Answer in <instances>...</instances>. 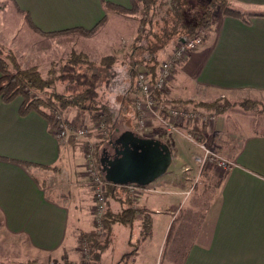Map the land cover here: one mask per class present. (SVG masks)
Returning a JSON list of instances; mask_svg holds the SVG:
<instances>
[{"label": "crops", "instance_id": "crops-1", "mask_svg": "<svg viewBox=\"0 0 264 264\" xmlns=\"http://www.w3.org/2000/svg\"><path fill=\"white\" fill-rule=\"evenodd\" d=\"M10 2L17 14L22 17V13L27 12L38 31L44 33L76 26L88 29L104 19L91 35L86 36L89 39L99 38L95 50L101 51V59L106 56L105 52L116 50L113 45L110 46L109 36L102 37L105 24L114 16L131 17L135 21L131 15L105 7L108 2L129 8L130 0ZM230 2L242 13L248 14L246 20L217 10L212 12L210 28L201 44L172 73L165 90L169 99L177 100L171 105L188 108L181 101L201 102L222 97L233 101L256 99L264 106V0ZM189 3L194 4L193 0ZM135 33L136 29L127 40V47ZM80 36L74 31L42 35L60 42L67 39L70 49L87 55V51L82 49L76 51ZM36 39L33 36L28 46V56L32 52L29 48L34 47ZM7 40H16L13 31ZM0 42L17 55L13 44L1 39ZM21 103L20 96L9 102L0 98V261L6 259L11 264L10 261L42 260L54 255L68 256L75 262L78 259L79 232L92 231L94 227L92 188L84 171V141L73 136L67 141L59 140L52 133L50 122L40 113L29 110L21 114ZM215 115L214 123L201 126L194 122L189 128H182L190 133L195 129L196 136L227 154L235 165L223 173L222 179L216 173H202V179L218 180V183L210 186L212 195L200 213L183 263L264 264V110L258 112L234 106ZM93 122L86 123L84 120L83 123L90 131L95 126ZM176 133L186 138L185 133ZM89 136L94 138L93 134H89L85 140L92 142ZM147 138L158 139L157 134ZM113 141L110 140L111 143ZM170 151L172 164L174 154L171 147ZM199 155V151L187 153L193 164H184L178 178L167 177V185L143 186L145 199L142 205L151 215L152 231L154 222H159V218L154 219L150 208L156 206L154 211L158 213L157 205L161 209L165 205L178 206L188 199L186 192L195 185L201 170L197 169L196 157ZM192 168L197 170L196 174L189 172ZM162 195L171 196V202L163 200ZM172 198L178 199L177 202ZM112 207L116 211L121 206L116 203ZM166 214L171 219L158 253L168 240L175 217L173 212ZM138 256L139 250L131 264H146L148 261L153 264L161 258L154 260L152 257L143 262Z\"/></svg>", "mask_w": 264, "mask_h": 264}, {"label": "rangeland", "instance_id": "rangeland-1", "mask_svg": "<svg viewBox=\"0 0 264 264\" xmlns=\"http://www.w3.org/2000/svg\"><path fill=\"white\" fill-rule=\"evenodd\" d=\"M194 4H190L193 8V11L198 12L201 8V5L203 4L204 0H193ZM171 7V0H159L157 7H156V13L153 17V25L152 32H155L156 30H159L161 28L162 22L160 21V18L166 16L167 10ZM218 11V10H217ZM220 12V11H219ZM244 16H248L247 13H243ZM24 21V22H23ZM5 22V23H4ZM137 26V20L133 21V19L130 17H121L118 18L116 16L112 17L111 20L105 24V27L102 31V37L106 36L110 38V46L113 45V48H116L112 53L105 52L106 56L108 54L117 55L118 62H120V66L116 68V71L118 72L117 80H114V82H111V85L105 87V83H107V78L109 77L110 73L105 68H102L99 65V61L101 59V51H96L97 49V39L99 38H87V35L80 36L77 43V50L82 49L85 52L87 51V55L84 53H78L74 51V48H69L70 44L68 43L69 40L67 39H61V42L55 39L50 38H44L41 34L37 32H32L29 30L26 26V22L21 17L20 14H17L15 9L12 8V4L10 0H0V39L5 40L9 44H13L14 48L16 50V57L21 66H31L32 64L36 65L42 75L44 77L50 76L51 73L53 75H58L61 72L62 67L67 63V61L70 60L71 56H74L76 54H80L81 56H86L91 63L89 66L87 64L78 65V69L81 71H84L88 74L94 72L100 75L99 83L104 85L100 87V98L106 100V103L113 109V129L108 131V140L104 142L102 146V150L100 157L103 156L104 150L106 152L109 151V153L113 152V143H111L110 140H115L117 136H119L123 131L130 129L133 131H137L136 126V118L135 114L133 112V108H127L128 110H125V106L127 104V96L125 97L126 90H128L134 82L136 83L137 78L134 77L131 73V68L134 66L132 63H128L129 59L126 56H123L122 53H119L117 51L124 50L125 54H128L127 50L125 49L127 46V40L130 39L134 34V29H136ZM14 32L16 40H7L9 37L10 32ZM197 32V31H196ZM207 30L202 29L199 33H201L203 36L206 34ZM80 34V33H79ZM36 37L35 45L34 47L31 46L29 48L30 56H28L27 50L28 46L30 45V42H32V38ZM42 37L40 39V37ZM129 36V38H128ZM135 36V35H134ZM101 37V36H100ZM148 37V36H147ZM150 40L152 37H148ZM40 39V40H38ZM177 40V39H176ZM1 43V42H0ZM176 43L175 41L172 42V45L164 49L159 50L158 52V70L160 68L161 63L167 58V56L173 51V45ZM3 44V43H1ZM4 45V44H3ZM175 46V45H174ZM199 46V45H198ZM33 47V48H32ZM120 49H119V48ZM107 48V47H105ZM197 48V47H196ZM106 50V49H105ZM195 50V49H194ZM192 50V51H194ZM23 51V52H22ZM190 51L180 62L179 64L187 58V56L192 52ZM136 52V51H135ZM74 54V55H73ZM137 58H140L139 54L134 53ZM117 62V63H118ZM89 67V68H88ZM135 67V66H134ZM178 67V66H177ZM145 69L144 66L140 65L136 68V72ZM148 71V69L146 68ZM149 72V71H148ZM158 72V71H157ZM136 75V74H135ZM172 76V75H171ZM116 78V77H115ZM63 81V80H62ZM64 83V84H63ZM63 86L66 85V81H63ZM98 83V84H99ZM113 83V85H112ZM169 84V83H168ZM59 88H62V86H58ZM128 88V89H127ZM168 88V85H167ZM166 88V89H167ZM165 89V90H166ZM165 90H163L165 92ZM119 93L116 96H113V93ZM28 93H30L28 91ZM128 93V92H127ZM32 97L39 96L40 94L36 91L32 92L30 94ZM127 95V94H126ZM138 95L136 88L131 92V95L129 97L130 104L129 106L133 105V99ZM127 101H125V99ZM219 98V97H218ZM216 98V99H218ZM222 98V97H221ZM225 99V98H224ZM244 99V98H243ZM215 100V99H214ZM211 100V101H214ZM230 100V99H227ZM241 100V99H240ZM240 100H235L236 102ZM193 101V100H192ZM211 101H201L205 103H209ZM233 101V100H230ZM255 101H257L255 99ZM258 102V101H257ZM260 103V101L258 102ZM236 106V105H234ZM232 106V107H234ZM263 106V105H262ZM230 107L229 109H231ZM238 107H240L238 105ZM257 109L255 111L262 112L264 110V106L260 108L259 106L256 107ZM262 109V110H261ZM228 110V109H227ZM202 112L209 113L210 115L214 116V120L212 122L214 123L216 115L215 113L209 111V110H202ZM57 112H55L56 114ZM65 117L69 118L71 121L70 124H72L74 127L76 123V119H74V111L72 110L70 113H68ZM72 119V120H71ZM88 115H83L82 118H80V125H84V120H86V123L91 121L89 119ZM93 124H95L94 130H88L89 134H93L94 138L92 136H89L91 138V141H99L102 136H106L107 130L105 133H102L98 127L99 122L96 120H93ZM87 129L88 127L84 125ZM179 131L182 133H186L183 128H179ZM137 133V132H136ZM139 136H153L157 134V137L165 139V141L168 143L169 148H172V152L174 154V162L170 164L167 171L162 174L161 176L157 177L153 181H151L149 184L150 186H154L155 184H162L167 185L169 183L168 180H166L167 177H174L178 178L179 174L183 172V166L184 164L190 165L193 164L192 160L190 161V157L187 156V153L192 154L193 151H199L201 155L196 157V161L199 160V158H202L204 160V164L201 165L199 162L203 161H197L198 170H200L199 175H197L196 180L194 181L195 185H193L187 192L186 196L188 195V199L181 202V205L174 206V205H165L162 209L160 205H157L158 207V213H156L154 210L156 208L152 207L150 208V212L153 214L154 219L159 218V222H154V230L148 235L145 239H142V232H143V222L144 220L148 219L146 216L144 217L143 213H140L131 223L124 224L121 222H115L110 227L109 231H105L102 229H96L95 222L97 221L94 205L92 207V217H93V230L100 238H107V249L104 250V252L101 254L100 259L98 260V264H117V262L120 260L122 255L125 252H128L132 248H135L133 254L129 258V262L131 263L132 259L134 258L135 254L139 250V256L138 259L142 260L143 262H147L152 257H154L153 264H184L183 263V257L185 254V251L187 249L188 242L192 239V235H194V232H196V223L200 220V213L207 205V202L209 201L210 196L212 195V184L215 185L218 183V180L211 181V180H204L202 179V173L205 171V173H216L219 178H223V173L227 170H224L220 166L216 164L214 160H209L208 157L210 155H219L230 162H234L230 157H228L227 154H223L220 151L212 148L211 145L204 143L199 137L198 140L194 138V141H191L189 139L184 138L180 134L176 133L175 131H166L163 125H161L158 121L150 123L145 129H143L140 133H137ZM197 137V136H195ZM84 141V149L85 153L88 147L85 145V137L79 138ZM101 140V139H100ZM175 146V148L173 147ZM209 145V146H208ZM204 147V148H203ZM104 148V149H103ZM233 148V147H232ZM236 148V147H234ZM231 150V149H230ZM99 157V158H100ZM235 163V162H234ZM201 165V166H200ZM233 168V167H232ZM85 173L86 177L89 180L88 173L86 170L85 165ZM195 168L191 169L189 172H195ZM52 180V179H51ZM156 181V182H155ZM90 183V182H89ZM208 183V184H206ZM91 185V184H90ZM120 185V184H119ZM128 187L130 184H126ZM211 186V187H210ZM134 190L131 193L130 190L127 193H123L122 191H116L115 194H117L120 198L118 199V202H114L111 200L110 203L112 205H122L121 204V196L126 197L128 196L129 199H131L132 207L135 209H144V213H147L146 215H150L149 211L145 206L142 205V202L144 201V189L143 186H138L134 184ZM92 188V197L94 200V190ZM151 189V188H148ZM153 189V188H152ZM152 190H147L146 192H150ZM154 191V189H153ZM130 193V194H129ZM126 196H125V195ZM163 200H168V202H171V196L169 195H162ZM175 202H177L178 199L172 198ZM181 199H179L180 201ZM107 202V199H106ZM111 205V207H112ZM124 206L125 203H124ZM106 207V203H105ZM122 206L116 210L120 211ZM112 210L114 208L112 207ZM105 212V209H104ZM102 213V216L104 214ZM173 212L174 213V219L172 220V227L168 236L167 242H165V245L161 247L159 253L158 250L161 246L162 239L165 238V233L167 231V228L169 226L168 221H170V216L166 213ZM150 219V218H149ZM174 222V223H173ZM122 225L126 226V228H121ZM174 231V234L172 236V233ZM132 232L134 235H132ZM132 236L130 239H128L130 236ZM78 249V259L74 262L71 261L68 256H54L51 255L49 258L38 260V259H26L25 261H10L11 264H92V258L88 250L85 246H82L80 242L78 241L77 244ZM162 255V256H161ZM156 258V259H155ZM135 259V258H134ZM6 259L0 261L2 264H8L9 261H5ZM86 261V262H85ZM146 264H151L150 261H148Z\"/></svg>", "mask_w": 264, "mask_h": 264}, {"label": "trees", "instance_id": "trees-1", "mask_svg": "<svg viewBox=\"0 0 264 264\" xmlns=\"http://www.w3.org/2000/svg\"><path fill=\"white\" fill-rule=\"evenodd\" d=\"M158 1L159 0H130L131 5L129 8L108 2L105 3V7L108 10L131 15L137 20L136 33L133 41L125 48L128 51V54H125L124 50L117 51L129 59L128 63L131 64L133 62L132 65L135 67L133 66L131 68V73L134 77L136 76L135 74H137L135 73L136 68L142 65L145 69H148L150 79L151 81H154L159 66V50L162 49L163 51V48H169L173 41L176 42L179 35L197 33L202 29L208 30L211 25V15L214 10H218L224 15L246 20L244 14L238 8L234 7L230 0H204L198 12L193 11L189 0H171V7L167 10L165 18H160V21L162 22L161 28L152 32L153 25L157 23H153V17L156 13ZM22 14L27 28L31 31L34 29V32H39V34L42 35L70 31L78 32L83 35H91L97 28L98 24L104 20L102 19L88 29L76 26L60 31L44 33L38 31L27 12H23ZM147 36L150 38L152 37V39L150 40ZM134 53H138L140 58H137ZM117 62L118 57L113 54L103 57L98 62L102 68H105L110 73L107 78V83H105V87L111 85V82H114V80H117L118 72L116 71V68L120 66V62ZM90 63L91 61H89L86 56L76 54L70 57V60L62 67L61 72L58 75H53L51 73L50 76L44 77L36 65L21 66L14 51L0 43V98L4 102H9L17 96L22 97L20 113L25 114L29 110L37 111L50 122L52 133H54L53 130L56 125L55 112L60 113L65 121L70 124L71 121L65 116L72 110L74 111V119H76L75 126L80 125V118H82L83 115H88L90 120L104 122L108 133V131L113 129L112 119L114 114L113 109L109 107L106 100L99 99V89L104 86L99 83L100 75L94 72L90 74L84 71L80 72L78 69L79 67H77L82 64H87L89 66ZM62 80L66 81L65 86H63L64 83ZM58 86H62V88H59ZM134 88L135 82L129 89L127 88L128 90H126L125 97L127 96L128 101L124 98L125 101H127V104L124 107L125 110H128V107L133 108L132 106H129L131 105L129 97ZM28 91L30 93H28ZM34 91L40 95L32 97L30 94ZM117 94L119 93L116 92L112 95L116 96ZM153 97L156 103L161 106V112L166 110V106L177 102V100L174 101L169 99L162 90L154 89ZM257 101L251 98H244L236 102L218 98L209 103L194 102L192 100L181 102L182 104L188 105V109L197 110L201 108L203 111L209 110L214 113H221L234 105H239L244 110H256L257 106L262 108L261 102L258 103L259 101ZM196 123L200 125L199 122ZM87 133L88 131L85 133L84 137H86ZM109 133L106 134L105 137H103L105 134H102V136H100L101 140L99 139V141H93L92 143V154L95 159V164L105 182L104 191L107 202L105 212L101 218L103 230L105 229V231H109L110 227L115 222L129 224L140 213H143L144 217L146 216V218H150L143 222L142 239H145L151 233V217L146 215L147 213H144V209L133 208L131 204L132 201L126 196L127 194H124L126 197L121 196L122 208L120 211L112 210V203H110L111 200L118 202V199L120 198L115 192L121 190L122 194L127 193V191L129 192V187L126 184L119 185L106 181L103 172L101 171V164L99 162L101 154L100 150H102L101 148L106 139L108 140ZM191 134L192 136H196V130H191ZM72 136L75 137V135L71 134L68 138ZM158 139L168 145V143L162 138L158 137ZM26 165L36 166L28 163H26ZM124 203L126 206H124ZM78 241L82 246H85L90 253L92 264H98L101 254L107 249V238H100L95 231H80ZM134 250L135 248H132L128 252H125L117 264H131L129 258Z\"/></svg>", "mask_w": 264, "mask_h": 264}, {"label": "built area", "instance_id": "built-area-1", "mask_svg": "<svg viewBox=\"0 0 264 264\" xmlns=\"http://www.w3.org/2000/svg\"><path fill=\"white\" fill-rule=\"evenodd\" d=\"M200 32V31H199ZM182 34L179 35L173 51L167 56V58L161 63L154 81H151L149 72L146 69L138 71L136 74L137 81L135 88L138 95L133 99V109L136 118L137 133H140L153 121H158L166 131H179V128H189L194 122H199L201 126L209 124L214 120V116L209 113L197 111L193 109L184 108L178 105H168L166 110L161 112V106H159L154 97V89L165 90L170 81L173 71L179 65V62L192 50L196 49L203 40L201 33ZM55 128L53 130L54 135L63 141H67L68 137L73 134L76 138L84 137L88 129L84 125H78L76 128L72 124H68L64 117L60 113L55 115ZM98 127L102 133L106 131V125L104 122H99ZM187 139L194 141V138L198 140V136H192L188 131L184 134ZM85 145L88 147L86 150V170L89 177V182L94 190V209L96 210L97 221L95 222L96 229H102V213L105 209L106 196L104 191V180L100 175V171L95 164L93 157L92 142L86 141ZM204 148V147H203ZM220 155V154H219ZM219 155H210L208 159L214 160L218 166L224 170H230L234 167L235 163L230 162ZM199 162L203 165L205 162L202 158H199ZM200 165V166H201ZM129 190L132 193L134 190V184L129 183Z\"/></svg>", "mask_w": 264, "mask_h": 264}, {"label": "water", "instance_id": "water-1", "mask_svg": "<svg viewBox=\"0 0 264 264\" xmlns=\"http://www.w3.org/2000/svg\"><path fill=\"white\" fill-rule=\"evenodd\" d=\"M116 154L99 158L106 181L125 185L145 186L164 174L171 164V151L158 139L136 135L127 129L116 137Z\"/></svg>", "mask_w": 264, "mask_h": 264}, {"label": "flooded vegetation", "instance_id": "flooded-vegetation-1", "mask_svg": "<svg viewBox=\"0 0 264 264\" xmlns=\"http://www.w3.org/2000/svg\"><path fill=\"white\" fill-rule=\"evenodd\" d=\"M114 142V141H113ZM119 144H117L116 145V143L114 144L113 143V152H111V153H109V151L107 152V154H106V156H108L109 158H112V157H114V155L116 154V150H115V148H116V146H118ZM119 147V146H118Z\"/></svg>", "mask_w": 264, "mask_h": 264}]
</instances>
